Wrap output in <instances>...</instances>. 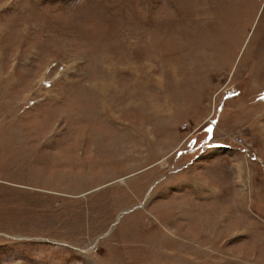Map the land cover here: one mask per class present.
<instances>
[{
  "label": "rangeland",
  "instance_id": "1",
  "mask_svg": "<svg viewBox=\"0 0 264 264\" xmlns=\"http://www.w3.org/2000/svg\"><path fill=\"white\" fill-rule=\"evenodd\" d=\"M0 264H264V0H0Z\"/></svg>",
  "mask_w": 264,
  "mask_h": 264
}]
</instances>
